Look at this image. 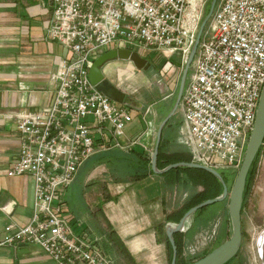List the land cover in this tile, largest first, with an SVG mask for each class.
<instances>
[{"label": "built area", "instance_id": "2783aa9c", "mask_svg": "<svg viewBox=\"0 0 264 264\" xmlns=\"http://www.w3.org/2000/svg\"><path fill=\"white\" fill-rule=\"evenodd\" d=\"M51 2L45 37L60 43L67 55L49 75L53 98L8 115L15 118L19 151L6 175L33 178L34 194L28 222L5 225L0 247L35 244L56 264H116L101 235L66 217L65 194L91 155L131 151L147 134L125 139L131 109L90 82V65L107 50H150L165 55L162 68L168 72L175 55L181 68L187 63L199 39L178 105L183 120L177 141L188 147L193 164L238 170L264 86V0H219L210 28L198 39L206 0ZM208 230L201 243L216 235V224Z\"/></svg>", "mask_w": 264, "mask_h": 264}, {"label": "crops", "instance_id": "0c3cea01", "mask_svg": "<svg viewBox=\"0 0 264 264\" xmlns=\"http://www.w3.org/2000/svg\"><path fill=\"white\" fill-rule=\"evenodd\" d=\"M52 9L51 0H0V207H11L9 212L0 210V238L5 225H24L32 212L33 178L28 175H6L7 168L19 151L15 118L8 115H14L19 110L42 107L53 98L49 75L57 67L58 61L67 55V51L60 43L45 37V28L53 15ZM133 110L143 124L140 109ZM132 125L128 123L127 127ZM164 127L166 137L162 148L167 153L164 159H185L191 163L188 152H171L167 149L169 145L178 144L175 142L178 129L172 128L170 124ZM125 139L133 138L126 135ZM159 175L162 176L153 173L135 181H124V178L128 179L124 176L112 185L110 194L107 193L103 200V207L98 210L100 212L97 211L90 218L91 223L86 224L78 218L71 220L80 222L81 227L87 228L92 234L102 236L105 231L113 230L138 264H170L168 248L161 239L163 232L160 228L164 223L165 232L166 225L175 226L181 220L176 217L179 208L169 210L165 204V191L177 183L178 175L174 182L164 180ZM164 182L167 183L163 190ZM226 208L228 205L221 200L205 210L201 219L195 220L192 214L188 216L183 229L173 234L180 243L182 254H186L198 234L210 229L213 224H216L217 233L221 229L228 232ZM212 212L216 213V217L212 215L208 219ZM220 219L222 222L219 225ZM93 228L98 232L95 233ZM262 233L257 236L256 244L263 257ZM0 264L56 263L37 245L20 243L15 247H0Z\"/></svg>", "mask_w": 264, "mask_h": 264}, {"label": "rangeland", "instance_id": "374dc122", "mask_svg": "<svg viewBox=\"0 0 264 264\" xmlns=\"http://www.w3.org/2000/svg\"><path fill=\"white\" fill-rule=\"evenodd\" d=\"M211 1L212 0H206V9H208ZM218 1L219 0L216 1L215 6ZM210 19L211 17L205 23L206 29L210 28ZM137 52L148 62L145 69H137L130 61L117 59L116 61L109 63V65L105 67L106 70L104 73L113 85L119 87L126 94L135 97L137 100L142 102L143 106L140 108V115L143 119L144 127L142 128V121L137 115H135V111L131 110V115L133 118L129 123H133V125L131 127H127L126 125L124 127V130L125 134L131 138L137 136L141 131H145L144 133H146L147 135L144 134L140 143L134 147V150H139L141 153L144 152L149 160L152 155L151 151L153 152L155 147L156 133L158 130L157 128L176 102V97L180 85L179 82L181 80L184 71L183 68L185 65L181 68V65H178L179 57L175 55L171 59L174 65L173 70L164 72L162 67L165 63L166 58L162 52L160 53L158 51L150 50H137ZM190 74L191 69L187 71V74L185 76L184 87L187 85L186 83L188 82ZM170 119L171 121L169 124L171 125V127L173 128L174 126L178 129L177 135L175 137V142L178 143L177 138L179 137L180 125L183 120V114L180 112L179 107L175 110L174 115ZM162 135L163 136L161 137H163L164 142L166 135H164V133H162ZM162 144L164 145V143ZM178 144L169 145L167 149L171 152L186 151L189 153V149L186 145L182 143ZM246 146L244 147V151ZM161 149L163 150L164 158L167 153L165 151V148L163 149L161 147ZM259 156L260 157L258 158V162L256 165L257 171L252 184L253 186L245 199V206L241 213V230L243 232L241 248L236 258V260H241V264H264V246L262 257L260 256V252L256 244L257 236L264 231V145ZM171 164L174 163H170L168 165ZM83 167L78 170V172L76 173V178L66 190V217L68 219L78 218L84 221L86 224H89L91 223L90 218H92V216L96 214L97 211L101 209V207H103V200L106 198L107 193L110 194L112 185L118 182L119 179L127 175L125 171L109 168L105 164H92L91 168L89 169H83ZM216 172H218L221 177L225 179V184L226 186H228V190H230L233 180L238 171L224 169L217 170ZM159 177L163 178L164 180L177 178V183H174L172 189L167 188L165 191V204L167 206V209L169 210L180 208L181 205L188 202L190 198L191 200L197 199V201H205L210 198L216 197L213 195L215 192H219V183L221 184L220 179L213 173L207 172L197 167L193 168L188 166H179L178 169L171 168L166 170L165 173L162 174V176L159 175ZM166 183L167 182L162 183L163 190L166 186ZM224 201L226 202L227 206L229 202L228 196L225 197ZM216 204L217 203L210 204L208 208L210 209V207L212 208ZM99 212L100 211H98V213ZM227 214L228 208H226L225 216H227ZM228 220V232L226 236L223 237L224 239L228 238L232 233L230 216ZM219 221L220 225L222 219H220ZM163 225L164 223H162V226ZM93 230L95 233L98 232L95 228H93ZM207 231L210 230L205 229L204 232H202V234H204V236L206 237H208V234L206 233ZM216 235L211 237V239L207 238L206 240H203V243H201L200 238L203 235L201 236V234H198L195 238V241L192 242L191 245L188 244L190 245V248L197 243V251L193 253L190 252V250L189 252L187 250L186 254L184 253L182 255L186 259H192L196 257L202 252V250L211 248L215 244ZM161 239L164 241L163 234L161 235ZM198 239L199 242H197Z\"/></svg>", "mask_w": 264, "mask_h": 264}, {"label": "water", "instance_id": "95a60500", "mask_svg": "<svg viewBox=\"0 0 264 264\" xmlns=\"http://www.w3.org/2000/svg\"><path fill=\"white\" fill-rule=\"evenodd\" d=\"M217 0H212L209 7L208 12L205 15L204 19L201 22V27L197 36V39L199 38L201 32L205 28V23L207 20L211 17L214 6ZM199 40V39H198ZM198 40L196 44L193 46L191 50V55L187 61V63L184 66V71L181 77V80L179 82V90L176 97V102L174 103L172 109L167 113V115L163 118L162 122L158 126V130L156 133V140H155V147L153 150V153L151 155V169L154 173L164 174L166 170L171 168H178L179 166H188V167H197L201 168L207 172L213 173L216 177H218L221 181V185L223 186V192L220 196H216L213 198H210L208 200L202 201L200 203L195 204V206L191 207L189 210H187L182 216L181 220L175 225H166L165 232L167 234L168 240L170 242V245L172 247V256L170 259V264H176V257H177V247L175 246L173 234L176 232H179L181 230V227L185 223V220L188 218L189 215L193 214L195 210L208 206L211 203L219 202L221 200H224L226 196H228V216H230V222H231V235L226 238L225 241L220 243L218 246L213 248L209 253L206 255L197 258L194 262L191 264H225L227 261L232 258L241 248V240H242V215H241V208L243 204V193L245 189V181L248 174V170L250 169L254 159L255 155L258 152L259 148L263 144L264 139V86L260 93V99L257 105L256 109V117L253 124V129L249 135L248 143L245 148V151L243 153L242 161L239 165L238 172L233 180L232 187L230 190H228V186H226L224 179L221 177V175L212 169H207L199 164L196 163H189L180 161L179 163H174L171 165H167L164 169H158L157 168V154L160 146V140L163 133V127L167 123V121L174 115L175 110L178 108L180 98L184 89V80L185 76L187 74V71L189 70V66L191 63V60L193 58V53L195 51L196 45L198 43ZM117 59L120 60H127L134 64V66L137 69H145L147 67V60L143 58L136 50H128L124 48H117V49H111L102 52L101 55L97 56L96 59L92 62L90 65L88 72H89V78L90 82L96 86V88L104 93L106 96H108L111 100L115 102H119L122 104L127 105L131 110L133 109H140L143 104L141 101L137 100L135 97H132L128 94H126L124 91H122L119 87L113 85L111 81L105 76V73L103 71V66L111 61H116Z\"/></svg>", "mask_w": 264, "mask_h": 264}, {"label": "trees", "instance_id": "16d2710c", "mask_svg": "<svg viewBox=\"0 0 264 264\" xmlns=\"http://www.w3.org/2000/svg\"><path fill=\"white\" fill-rule=\"evenodd\" d=\"M207 12H208V9H206L205 15ZM170 121H171V119H169L167 121L165 126L167 124H169ZM263 141H264V139H263ZM162 143H163V137H161V140L159 143L160 146H159L158 154L156 157L158 169H162L170 163H179L180 161L188 162V160H185V159H183V160L179 159L178 160L175 158H171V159L162 158L163 154H164L163 150L161 149V147L163 145ZM263 145H264V142H263L262 146L259 148L258 152L256 153V155H255L256 157H255L250 169L248 170L249 172L247 174L245 185H244L245 189H244L243 198H242L243 204H242V208H241V213H242L244 206H245V202H246L245 199H246L250 189L253 186L252 184H253L254 177H255L256 171H257L256 165L258 162V158L260 157L259 155L261 154V151L263 149ZM143 153H140V151L138 152L137 150H134V149H132L131 151L109 149V150H105V152H99V153L91 155L90 158H88L86 160V162L82 165V167L84 166L83 169H89V168H91L92 164H105L109 168H114L116 170L125 171L128 179H125L124 177H122V179L124 178L123 179L124 181H135V180L141 179L143 177H146V176L154 173L151 169V166H150L151 159L148 160L146 154L145 153L143 154ZM119 181H121V179H119ZM170 181L174 182L175 178H170ZM219 186H220L219 192H217L216 195L214 194L213 196H218L222 193L223 186L220 183H219ZM201 201L202 200L197 201V199L191 200V198H190L188 202L182 204L181 207L177 210V216L176 217H178V220L181 219V216L187 210H189L191 207L195 206V204L200 203ZM214 203H219V202H214ZM211 204H213V203H211ZM208 206H205V207H202V208L195 210V212L192 214L193 217L195 218V220H196V218H197V220L201 219V217H202L201 215L204 213L205 210L208 209ZM212 215L214 216V218L216 217L215 216L216 213L212 212L210 214V216L208 217V219L210 217H212ZM227 216H228V214H227ZM228 219H229V216H228ZM160 231L163 232L165 246L168 248V254H169L168 261L170 262V259L172 256V247L170 245L168 237L166 236V233L163 231L162 225H161ZM226 234H227L226 230L221 229L220 233H217V235H216L215 244L211 248L204 249L200 254H198L196 257H194L192 259L191 258L190 259L184 258V256L182 255L181 246L179 245L180 243L176 239V236L174 235L173 238H174L175 246L177 247V257H176L177 262H176V264H191L192 262L197 260V258H200V257L206 255L213 248H215L220 243L225 241L226 239H224L223 237H225ZM102 237H103V241H102L103 249H105L107 254H109L114 259L116 264H138L135 262L134 257L132 256L129 249L124 244L123 240H121V238L117 234H115V232L113 230L105 231L104 233H102ZM239 251L232 258H230L227 261V263H225V264H241V260H236L238 254H239Z\"/></svg>", "mask_w": 264, "mask_h": 264}, {"label": "bare ground", "instance_id": "6f19581e", "mask_svg": "<svg viewBox=\"0 0 264 264\" xmlns=\"http://www.w3.org/2000/svg\"><path fill=\"white\" fill-rule=\"evenodd\" d=\"M264 236V233L261 234L260 238Z\"/></svg>", "mask_w": 264, "mask_h": 264}, {"label": "flooded vegetation", "instance_id": "af4514ba", "mask_svg": "<svg viewBox=\"0 0 264 264\" xmlns=\"http://www.w3.org/2000/svg\"><path fill=\"white\" fill-rule=\"evenodd\" d=\"M106 76V75H105Z\"/></svg>", "mask_w": 264, "mask_h": 264}]
</instances>
